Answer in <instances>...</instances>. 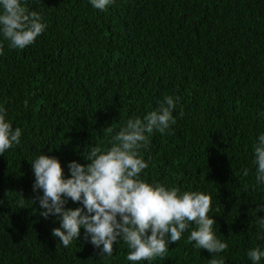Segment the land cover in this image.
<instances>
[{
    "label": "trees",
    "instance_id": "trees-1",
    "mask_svg": "<svg viewBox=\"0 0 264 264\" xmlns=\"http://www.w3.org/2000/svg\"><path fill=\"white\" fill-rule=\"evenodd\" d=\"M22 3L46 29L23 50L0 34V105L22 132L0 154V264H134L122 241L100 254L83 227L63 247L52 236L59 219L40 215L31 161L56 157L67 178L70 161L109 146L105 128L114 134L165 96L176 101V123L150 136L141 178L209 194L213 231L228 245L216 258L253 264L247 252L264 251V184L253 164L264 134V0H114L105 10L90 0ZM189 234L169 243L164 259L135 264H209L213 256L187 243Z\"/></svg>",
    "mask_w": 264,
    "mask_h": 264
},
{
    "label": "clouds",
    "instance_id": "clouds-1",
    "mask_svg": "<svg viewBox=\"0 0 264 264\" xmlns=\"http://www.w3.org/2000/svg\"><path fill=\"white\" fill-rule=\"evenodd\" d=\"M112 3L114 0H90L91 6L99 10H105ZM45 29L40 13L29 11L22 0H0V34L9 48L23 50ZM3 52L0 45V55ZM24 106L28 107L27 100ZM175 106L173 97L165 96L157 109L142 119H127L114 134L112 127L105 128V135L110 137L109 146L91 147L82 154L86 163L70 161L67 178L56 157L41 153L31 161L35 177L33 192L42 190V195L35 198L40 215L45 219L50 215L59 219L60 226L52 230V236L58 237L63 247L76 240L83 227L91 244L100 248V254L111 256L113 245L122 241L128 249L127 260L134 264L151 262L164 259L169 243L178 242L183 233L190 231L187 243L207 250L213 256L209 264H224L216 254L226 251L228 245L213 231L216 221L209 216L212 197L200 191L182 192L178 187L169 188L160 182L148 183L141 178L148 167L142 150L149 148L154 132L165 134L176 123L172 114ZM6 115L7 109L0 105V154L21 142V129H13ZM253 164L256 183L264 184V134L258 136L254 145ZM248 174L245 168L243 175ZM69 199L81 206L66 207ZM260 211H264V204L257 207V212ZM257 223L264 229V217L259 216ZM247 256L253 264H259L264 251L252 248Z\"/></svg>",
    "mask_w": 264,
    "mask_h": 264
}]
</instances>
